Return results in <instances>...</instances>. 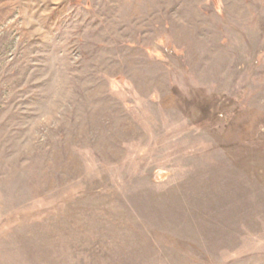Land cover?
<instances>
[{"label": "rangeland", "instance_id": "374dc122", "mask_svg": "<svg viewBox=\"0 0 264 264\" xmlns=\"http://www.w3.org/2000/svg\"><path fill=\"white\" fill-rule=\"evenodd\" d=\"M0 264H264V0H0Z\"/></svg>", "mask_w": 264, "mask_h": 264}]
</instances>
